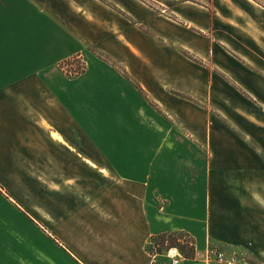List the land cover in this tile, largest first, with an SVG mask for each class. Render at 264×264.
<instances>
[{"label":"crops","instance_id":"crops-1","mask_svg":"<svg viewBox=\"0 0 264 264\" xmlns=\"http://www.w3.org/2000/svg\"><path fill=\"white\" fill-rule=\"evenodd\" d=\"M163 1L178 22L138 12L137 0H0V264H59L42 260V195L45 236L77 264H154L150 241L179 232L200 258L209 244L264 258V6ZM138 14L150 23L139 43ZM77 56L85 74L58 73ZM130 95L144 100L147 137L121 122ZM163 151L188 164L175 186L205 178L200 236L156 176Z\"/></svg>","mask_w":264,"mask_h":264},{"label":"rangeland","instance_id":"rangeland-1","mask_svg":"<svg viewBox=\"0 0 264 264\" xmlns=\"http://www.w3.org/2000/svg\"><path fill=\"white\" fill-rule=\"evenodd\" d=\"M166 2H180L183 3L184 1H189V2H193L196 4H200L201 2H205L204 0H165ZM198 1V2H197ZM259 1V3H261V6H264V0H256ZM213 4V0H208V5L211 6ZM137 11H144V9H148L152 12L153 17L159 16L161 17L160 20H163L164 23L166 24H170L171 23H175L179 21V18H177V16L172 12V8L170 6H168L167 4H164L163 0H137ZM144 8V9H143ZM134 20V22H136V26H137V30H136V42L139 43V38L142 37L146 31H149V22L147 19H145L143 16H140L138 14L137 18L131 17V25L134 28V25L132 23V21ZM122 23H120L121 25ZM169 26V25H168ZM122 31H125L126 33L128 32V27L127 28H123ZM193 58V57H190ZM196 61L198 59H195ZM199 61V60H198ZM56 69L58 70V73L62 74L64 77L66 76L68 79H76L79 76L85 74L87 72V64L84 60L83 57L77 56V57H73L72 59L69 60H64L61 61L60 63H58ZM125 72V71H124ZM122 71L121 68H119L116 65V77L118 76L117 73L121 74L122 76H126V74ZM116 88L118 89L119 87L116 86ZM132 90V89H131ZM131 99H130V104H129V112H133L132 115H122L121 116V122L122 123H134L137 124L139 123L142 127V130H139L141 132V135H144L145 137H147V135H149V131L144 129L145 123L147 122L148 124V120L145 118V115H143V112L141 113L139 111L140 106L144 105V100H140L139 97H137V99L133 96L130 95ZM146 101V100H145ZM128 104V101H127ZM126 104V105H127ZM141 106V107H142ZM148 107L149 104L147 105ZM121 111L124 112H128V108L125 106L124 101H121ZM142 111V110H141ZM153 112V111H152ZM212 112L214 113V111L212 110ZM154 123L157 122V120H152ZM161 119L158 120V123L160 122ZM150 122V121H149ZM55 134H58L61 139H58L56 137ZM154 134V133H153ZM53 136L63 142V137L57 133V132H53ZM108 136V134H107ZM174 136L176 137V132H174ZM172 153H165V151H163L162 155H160V159L159 161H164L165 163L162 164H166V166L162 169L160 167L161 163L158 161L156 162L155 166H154V170L155 173H157L158 175H156L157 177H159V180L162 179L163 181V188L165 191H167L165 193V195L170 196V197H174L175 198V206H176V210L180 211L178 212L179 214H182L183 219H181V221H179V223H186L188 229L191 228L193 229L198 236H200L203 232H204V225L202 223L203 219H205V217L207 216V210H206V206H208L209 202V191H207V186H205V178L204 176L200 175L197 180H196V184L195 186H186L183 188L179 187V186H175L174 182H175V176H177V174L179 173L180 170H177V168L179 169H184L183 167L187 168L188 164H185L186 162H184V164L179 165L178 163H175V157H173V163H169L171 158ZM205 158V157H204ZM201 158L200 161H195V168H197V170H199V172H201V174L204 172V167L206 165V158ZM179 162V160L177 161ZM50 163L47 161H43L41 162V167H40V174L41 177H47L49 176V169L50 166H48ZM193 164V165H194ZM94 165V164H92ZM144 166V164H142ZM176 166V168H175ZM52 172L54 175V166H52ZM108 174V173H105ZM47 178H41V184H42V190L46 189V193H47ZM36 180V179H35ZM188 180L186 179L185 182H187ZM161 182V180H160ZM224 183V182H222ZM63 192L64 193H68V190L70 188L63 186ZM192 190V191H191ZM47 196V195H46ZM42 195V233H41V254H42V260H44L45 258H49L48 256H54L56 258V260L58 261V263L60 264H77L75 263L76 261H70V259L64 255V249L61 248L59 246V244L57 243V248L55 250L52 242H50L47 239V235L46 231L48 230L47 227V222H48V200L47 197ZM219 197V196H218ZM95 215L97 216L99 213L95 210ZM213 213V212H212ZM79 220V219H77ZM45 224V225H44ZM45 233V234H44ZM170 237V240H172L174 242V244H178L183 252L186 255V259L192 260L195 256V247H193L191 245L190 242H192L193 244H195V241H193L188 235L185 236L186 234H182L181 232L179 233H174V234H167ZM172 238V239H171ZM178 238H181L180 242L177 241ZM190 238V239H189ZM170 243L172 244V242L170 241ZM198 245V244H197ZM202 246V245H200ZM220 246L221 245H217ZM227 246V245H226ZM198 250L201 252L203 249L202 247L197 246ZM235 250V249H234ZM74 253L76 254L75 250H73ZM78 255V254H77ZM44 256V258H43ZM79 257V256H78ZM53 262H51V264H54L55 260L54 258ZM33 260H35V258H33ZM48 261V259H46ZM13 261L10 260V262H8V264H11ZM187 263V262H186ZM246 264H264V258L259 259V258H255V257H250L248 259H246L245 261ZM36 264H40L39 261L37 260ZM42 264H48V263H42ZM156 264H165V260L163 258H158Z\"/></svg>","mask_w":264,"mask_h":264},{"label":"built area","instance_id":"built-area-1","mask_svg":"<svg viewBox=\"0 0 264 264\" xmlns=\"http://www.w3.org/2000/svg\"><path fill=\"white\" fill-rule=\"evenodd\" d=\"M187 236V235H185ZM190 239V238H189ZM181 238L178 239L180 242ZM195 247V256L193 260L201 259L204 264H240L246 261L247 257L244 253L237 250L227 251L217 245L209 244L204 252V257H201L200 251L196 245L190 242ZM148 253L152 258L154 264L158 258H164L167 264H183L186 259V255L179 245H172L168 239L160 241L157 238H153L148 245Z\"/></svg>","mask_w":264,"mask_h":264},{"label":"trees","instance_id":"trees-1","mask_svg":"<svg viewBox=\"0 0 264 264\" xmlns=\"http://www.w3.org/2000/svg\"><path fill=\"white\" fill-rule=\"evenodd\" d=\"M205 2L203 3V2H201L200 4H203V5H208V0H204ZM254 1H256V0H254ZM198 2V1H197ZM257 3L259 2V1H256ZM259 4H261V3H259ZM172 236V235H171ZM171 236H169V235H167V234H163V235H161V236H158V237H156L158 240H160V241H165L166 239H168L169 240V242L171 241L172 242V245H178V244H174V242L172 241V240H170V237ZM172 239V238H171ZM178 239H180V238H178ZM178 239H177V241H178Z\"/></svg>","mask_w":264,"mask_h":264},{"label":"bare ground","instance_id":"bare-ground-1","mask_svg":"<svg viewBox=\"0 0 264 264\" xmlns=\"http://www.w3.org/2000/svg\"><path fill=\"white\" fill-rule=\"evenodd\" d=\"M58 139H61V137L58 134H55Z\"/></svg>","mask_w":264,"mask_h":264}]
</instances>
